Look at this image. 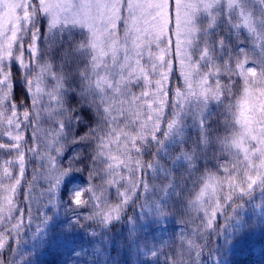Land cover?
<instances>
[{
    "label": "rangeland",
    "instance_id": "374dc122",
    "mask_svg": "<svg viewBox=\"0 0 264 264\" xmlns=\"http://www.w3.org/2000/svg\"><path fill=\"white\" fill-rule=\"evenodd\" d=\"M171 17L181 83L196 91V97L187 103L194 105L191 112L195 117L179 107L161 132L164 78L159 62L167 61L168 50L163 48L164 57L159 60L156 47H160L159 38L167 36ZM120 19L125 24L121 34ZM222 23L249 33L256 50L264 56V0H0V149L4 156L0 180V264H24V251L31 250L52 223L57 187L66 175L57 168L62 154L58 95L63 90L60 76L49 60V54L55 53L53 43L67 37L80 39L87 57L88 69L83 75L86 84L98 95L107 89L109 95L118 99V118L130 117L124 105L129 84L137 78L145 82L151 70L158 76L151 82L158 84L154 90L146 88L140 92L143 98L137 103L143 112L140 114L138 106L134 109L130 118L137 124L134 131H125V126L118 128L117 139L112 137L111 147L104 152L110 156L112 167L124 169L122 179L129 183L135 174L131 167H140L144 162L128 156L127 150L135 149L136 140H142L141 145L156 143L144 178L138 187L134 184V189L123 193L129 203L141 189L138 205L144 217L151 220L159 215L166 190L156 178L164 172L167 146L180 142L183 125L190 121L187 118L193 116L199 124L203 115L200 111L211 99H221L206 91L209 79L200 75L209 52L207 42L200 45L199 38L203 34L208 38L210 31ZM118 36L124 37L121 46L116 42ZM13 65L19 70V82L28 86L31 96L30 110L21 115L8 110L11 105L1 95L8 90ZM227 107L235 111L230 113L231 123L223 144L240 157L237 177L205 176L191 201L207 228L220 220L214 229L217 236L208 239V243L211 239L222 241L231 228L241 225L245 216H264V79L248 86L243 96ZM182 152L185 149L176 153L174 162L181 159L189 167L193 159L188 160L186 154L181 157ZM128 157L135 159L130 168Z\"/></svg>",
    "mask_w": 264,
    "mask_h": 264
},
{
    "label": "trees",
    "instance_id": "16d2710c",
    "mask_svg": "<svg viewBox=\"0 0 264 264\" xmlns=\"http://www.w3.org/2000/svg\"><path fill=\"white\" fill-rule=\"evenodd\" d=\"M173 24L171 17L167 36L159 38L160 47H156L160 52L156 56L159 60L164 57L163 48L168 50L167 61L161 59L159 62L164 78L161 132L173 120L179 107L194 116L191 112L194 105L187 103L196 97V91L181 83ZM124 25L120 19L119 34ZM210 32L208 38L205 34L199 38L200 45L207 42L209 52L200 75L209 79L206 91L221 99H211L200 111L203 115L199 124L193 116L187 118L190 121L185 122V127L183 125L180 142L173 141L167 146L168 156L162 157L164 172L156 178L166 190L159 205V215L151 220L144 217L142 207L138 205L141 189L138 188L129 203L123 193L134 184L138 187V182L144 178L147 163L155 155L156 143L150 141L141 145L142 140L140 143L136 140L135 149L127 150L128 156L133 155L144 162L140 167L132 168L135 159L127 158L129 168L135 172L129 183L122 179L124 169L112 167L110 156L104 152L106 147H111V138L117 139L118 128L125 126V131H134L137 124L130 119L135 114L134 109L139 107L140 114L143 112L137 103V99L141 103L143 98L140 92L146 88L154 90L158 84L151 82L158 76L151 70L145 82L137 78L129 84L124 93L128 101L124 105L130 117L118 118V99L109 95L107 89L98 95L86 84L83 75L88 69L87 57L81 50L80 39L67 37L53 43L55 53L49 54V60L60 76L63 90L58 95L62 154L57 160V168L66 175L57 187L52 223L38 243L24 251V264H264V216H245L241 225L231 228L222 241L211 239L208 243V239L217 236L214 229L220 220L207 228L206 221L191 204L205 176L225 179L237 175L240 157L223 144L231 123L230 113L235 111L227 106L236 103L248 86L264 79V56L256 50L255 40L249 33L230 29L224 23ZM116 42L121 46L124 37L118 36ZM10 71L8 90L1 95L7 99V105H11L8 110L21 115L30 110L31 96L28 86L19 82L17 67L13 65ZM192 82L196 83L195 80ZM191 105L193 107H189ZM81 109L87 110V118ZM121 113H125V109ZM125 120L128 121L124 123ZM184 149L181 157L186 154L188 160L193 159L189 167L184 160L174 162L176 153ZM3 157L0 149V180L4 174ZM72 173L84 180L74 182L65 193L63 180ZM77 192L81 193V203L73 201ZM106 215H118L119 219L113 218L106 223Z\"/></svg>",
    "mask_w": 264,
    "mask_h": 264
},
{
    "label": "snow or ice",
    "instance_id": "6c2138e0",
    "mask_svg": "<svg viewBox=\"0 0 264 264\" xmlns=\"http://www.w3.org/2000/svg\"><path fill=\"white\" fill-rule=\"evenodd\" d=\"M52 23H54V21L50 22L49 26H51ZM35 38L36 37H34V39ZM23 91H26V89L23 90ZM21 98H23V92H21ZM80 111L84 114L85 118H87V110L86 109H81ZM169 127H171V125H169ZM83 180H84V177H82V176H80L78 174H75V173L68 174L66 176V178L63 180V190H64V192L67 193L69 191L70 186L73 185L74 182H76V181H81L82 182ZM80 195H81L80 192L75 193V195L73 197V201L75 203H81ZM113 218L119 219V216L117 215L115 217H112V216H107L106 215L105 216V222L107 223L108 221H110Z\"/></svg>",
    "mask_w": 264,
    "mask_h": 264
}]
</instances>
